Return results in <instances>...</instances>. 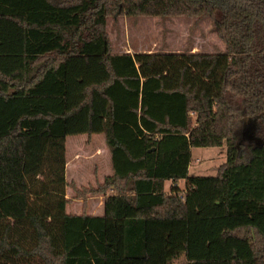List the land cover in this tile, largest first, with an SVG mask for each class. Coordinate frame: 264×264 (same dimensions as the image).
<instances>
[{
	"label": "trees",
	"instance_id": "16d2710c",
	"mask_svg": "<svg viewBox=\"0 0 264 264\" xmlns=\"http://www.w3.org/2000/svg\"><path fill=\"white\" fill-rule=\"evenodd\" d=\"M119 15L206 17L225 49L112 53ZM0 21V264H264V0H0ZM98 133L113 173L77 188L65 140Z\"/></svg>",
	"mask_w": 264,
	"mask_h": 264
},
{
	"label": "rangeland",
	"instance_id": "374dc122",
	"mask_svg": "<svg viewBox=\"0 0 264 264\" xmlns=\"http://www.w3.org/2000/svg\"><path fill=\"white\" fill-rule=\"evenodd\" d=\"M106 32L109 36L112 53L128 52L133 54L157 51L213 53L225 49V44L215 33L211 20L206 17L109 16L106 19ZM247 133L250 135V129H247ZM103 143L105 146L103 133L93 134L90 138L86 134L67 137V159H71L73 149L80 146L76 162L80 167H78L79 172L81 169L83 171L75 179L79 186H87L91 170L95 169L97 165L103 164L105 160L103 154L96 158L89 157V152L97 146H102ZM225 160V145L220 147H193L190 149L188 174L190 176H213L217 167ZM68 177L71 178L70 175ZM183 187L184 182H179V188L182 189ZM65 195L72 197L73 193L65 189ZM80 207L81 201L74 200L67 211H76V214H79ZM93 207L96 209L97 206L94 205ZM18 263L16 262V264ZM173 263L185 264V259L180 256L174 259ZM20 264H24V262ZM32 264L42 263L36 260Z\"/></svg>",
	"mask_w": 264,
	"mask_h": 264
},
{
	"label": "crops",
	"instance_id": "0c3cea01",
	"mask_svg": "<svg viewBox=\"0 0 264 264\" xmlns=\"http://www.w3.org/2000/svg\"><path fill=\"white\" fill-rule=\"evenodd\" d=\"M19 63H17V64H19ZM17 64L10 60L9 62L6 63L5 67L10 69V70H12V69H14L13 67L15 65L16 66V68H15L16 70L12 74H15L16 76H18L19 74H18L17 71L20 68H19V65H17ZM90 137H88V138H90ZM104 142H105V138H104ZM79 150H80V146H77V148H74L73 151H72L71 159H67L66 158V140H65V158H66L65 179H66L67 183L72 182V183L75 184V186L77 188L88 187V186L96 187L97 184L103 182L105 177L112 175L113 170H112V166H111L110 151H109V149H108V147L106 145L104 146V143H103L102 146H97L94 150H91L89 152V154H90L89 157L90 158H96L98 155L103 154L104 157H105L104 158L105 160H104L103 164L102 165L101 164L97 165V167L95 169L91 170V175H90V178L88 180V185L87 186L86 185L85 186L84 185L79 186L77 184L76 180H75L76 176L83 171V169H81V171L79 172V168L80 167H79V165L76 162V159H78L77 154H78ZM102 152H104V153H102ZM109 157H110V159H109ZM66 173H68V174H66ZM68 175H70V177H71L70 179L71 180L69 179ZM179 182H182V181H179ZM179 182L172 183L171 181H167L165 183L166 191H169L172 186H177L179 188ZM65 189H66V191H68V190L71 191L73 193V195H74L73 190L69 186H67ZM65 196L67 197V195H65ZM67 198H71V197H67ZM73 201H72V203H73ZM80 201H81V204H82V200H80ZM103 202H104V196L103 195L89 196L88 200H87V204H88L87 212L90 215H102L103 214V210H104L103 209ZM94 205L97 206L96 209H95V207H93ZM67 207L68 208H66V211L69 209V205H67ZM80 209H81V207H80ZM67 212L68 213H72V214H76V211L70 212V210H69ZM80 212H81V210H80Z\"/></svg>",
	"mask_w": 264,
	"mask_h": 264
}]
</instances>
